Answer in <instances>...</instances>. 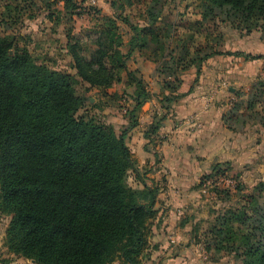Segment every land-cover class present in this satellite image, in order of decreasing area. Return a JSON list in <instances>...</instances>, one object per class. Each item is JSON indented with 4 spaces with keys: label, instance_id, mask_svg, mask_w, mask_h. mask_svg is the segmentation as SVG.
<instances>
[{
    "label": "trees",
    "instance_id": "obj_1",
    "mask_svg": "<svg viewBox=\"0 0 264 264\" xmlns=\"http://www.w3.org/2000/svg\"><path fill=\"white\" fill-rule=\"evenodd\" d=\"M21 1L0 0V214L8 217L4 245L13 255L36 264H113L116 260L138 264L157 213L158 189L145 182L126 143L129 131L137 125L135 112L150 98L142 79L127 67L126 57L148 43L164 49L159 32L153 29L161 16L160 0L118 1L120 13L125 7L130 13L137 11L143 26L122 14L104 17L100 46L89 58L77 51L76 43H67L75 74L39 62L30 48L33 40L16 33L13 25L21 23ZM42 1L48 8L56 0ZM72 1L74 14L77 5ZM197 1L201 22L218 16L247 34L264 24V0ZM63 2L69 11L70 0ZM117 20L129 24L132 31L126 53L120 51L123 40L117 33ZM221 54H243L245 60L262 57L214 48L191 61L196 67L194 80L202 62ZM187 69L183 65L180 71ZM121 72L135 86L129 127L116 132L93 114L79 116L88 99L78 94L76 86L86 83L105 91L121 81ZM173 76L178 85L172 89V102L184 95L177 93L182 76L175 72ZM258 95L234 103L229 110L231 120L239 121L238 110L244 108L254 112L264 126V107H256ZM91 106L98 107L96 103ZM164 119V113L155 114L144 137L151 139ZM218 167L213 165L217 172L207 177L220 172ZM129 175L135 185L128 183ZM258 189L264 190V183ZM255 199L243 195L238 208L215 217L206 251L233 254L239 264H264V203Z\"/></svg>",
    "mask_w": 264,
    "mask_h": 264
},
{
    "label": "rangeland",
    "instance_id": "obj_2",
    "mask_svg": "<svg viewBox=\"0 0 264 264\" xmlns=\"http://www.w3.org/2000/svg\"><path fill=\"white\" fill-rule=\"evenodd\" d=\"M74 1L77 5L74 14H71L74 11L72 0L68 2L69 11L64 9L63 0L52 2L48 8L42 0H22L18 3L21 23L13 25V28L17 34L26 35L33 40L30 47L32 53L39 62L50 69L75 74L76 69L72 56L68 52L67 43H76L77 51L89 58L99 45L97 41L100 40V33L104 28V17L115 18L117 14H122L128 17L129 22L143 26V22L137 18V11L130 13V9L125 7V10L120 13L117 8L120 0ZM135 7L143 6L135 5ZM160 7L162 11L159 23L153 29L159 32L160 41L165 45L164 49H159L158 44L148 43L144 48L136 49L126 57L127 67L142 79L150 93V98L135 112L137 119L146 121L153 116L152 113L162 115L163 109L167 110L170 107L169 104L172 103L170 99L175 97L172 89L178 84L173 72L182 76L189 69L194 70L196 67L191 61L203 57L214 48L224 52L240 51L262 57L245 60L243 54L240 56L214 55L212 56L214 59L224 58L226 61L222 62L220 68H214L212 65L207 68V60L202 62L197 81L190 78L192 87L198 84L200 76L204 77V81H207L205 78L209 77V80L215 84L212 92L215 100L218 99L222 103L228 102L229 107L232 108L234 103H244L243 101L249 95L256 93V95L259 94L256 107L260 110L264 107V24L260 29L252 30L247 34L230 23L222 21L218 16L201 22L197 0H160ZM28 15H32V18L28 19ZM117 33L123 40L120 51L126 53L132 35L130 25L117 20ZM148 34L150 39L151 33ZM101 45L105 46L103 43ZM229 56L236 59H227ZM211 64L215 65V62L212 61ZM183 65L188 69L181 72ZM194 71L189 73L194 74ZM120 75L121 81L114 82L105 91L90 88L86 83L77 85L78 94L88 99L78 115L93 114L98 121L112 125L116 132L129 127L130 111L134 106L135 86L130 84L125 73L121 72ZM177 93L180 94L179 90ZM94 103L98 105L97 108H92L91 105ZM155 105L162 107L157 109ZM242 105L244 107V104ZM231 108L225 110V125H231L239 134L237 139H227L226 142L235 141L237 146L231 148L230 158L216 156V163L214 162L213 165L218 164L219 167L216 169L221 171L212 177H207L212 172H217L212 170V165L209 173L203 175L198 183V185L201 184L198 189V199L203 207L196 211L198 220L195 224L191 221L193 223L191 226L197 230L196 237L199 242L205 245L211 244L210 231L215 224V217L227 210L238 208L243 195H253L256 201L264 203V190L258 189L260 183H264V126L254 112H246L244 108L238 110L239 121L231 120V114H229ZM126 143L130 149V135H127ZM138 170L143 177L148 172L144 167ZM128 183L135 185L132 175H129ZM221 190H228L229 193ZM0 220L1 227L4 224L7 225L6 215L0 214ZM167 240L169 244L176 243L174 235ZM204 255L207 258H201L204 262H209L207 264L219 259H222V264H239L233 254H220L214 252L212 248Z\"/></svg>",
    "mask_w": 264,
    "mask_h": 264
},
{
    "label": "crops",
    "instance_id": "obj_3",
    "mask_svg": "<svg viewBox=\"0 0 264 264\" xmlns=\"http://www.w3.org/2000/svg\"><path fill=\"white\" fill-rule=\"evenodd\" d=\"M212 61L215 65L211 64ZM225 61L224 58L210 57L206 66L220 68ZM189 70L182 75V84L178 89L184 95L170 103L168 110L163 109L165 119L156 134L151 139L144 137L145 126L152 123L154 113L146 121L138 119L137 125L128 134L136 168L147 169L145 182L158 189L157 213L148 227L147 246L138 264L209 263L203 260L207 258L204 255L206 245L199 242L197 230L191 226V221L195 224L198 220L196 211L203 207L198 199V183L203 175L209 173L216 156L230 158L229 152L237 144L226 140L237 139L239 133L225 125L223 116L225 110L231 107L228 102L214 99L212 92L215 84L209 77L204 81V77L200 76L198 84L192 87L190 78L194 80L195 73H190L195 69ZM161 107L156 106L157 109ZM5 227V224L2 227L0 224V264H36L8 252L3 244ZM171 235L175 236V244L168 243L167 238ZM222 263L219 259L210 264ZM113 264H120V261L116 260Z\"/></svg>",
    "mask_w": 264,
    "mask_h": 264
},
{
    "label": "water",
    "instance_id": "obj_4",
    "mask_svg": "<svg viewBox=\"0 0 264 264\" xmlns=\"http://www.w3.org/2000/svg\"><path fill=\"white\" fill-rule=\"evenodd\" d=\"M32 262H34V261L32 260Z\"/></svg>",
    "mask_w": 264,
    "mask_h": 264
},
{
    "label": "built area",
    "instance_id": "obj_5",
    "mask_svg": "<svg viewBox=\"0 0 264 264\" xmlns=\"http://www.w3.org/2000/svg\"><path fill=\"white\" fill-rule=\"evenodd\" d=\"M228 184V183H227Z\"/></svg>",
    "mask_w": 264,
    "mask_h": 264
}]
</instances>
